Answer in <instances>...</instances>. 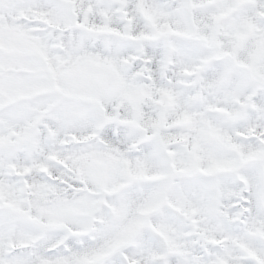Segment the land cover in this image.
<instances>
[{"label": "snow or ice", "instance_id": "obj_1", "mask_svg": "<svg viewBox=\"0 0 264 264\" xmlns=\"http://www.w3.org/2000/svg\"><path fill=\"white\" fill-rule=\"evenodd\" d=\"M0 264H264V0H0Z\"/></svg>", "mask_w": 264, "mask_h": 264}]
</instances>
